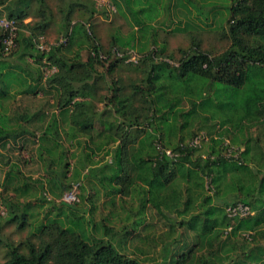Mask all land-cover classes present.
Returning <instances> with one entry per match:
<instances>
[{"label":"trees","instance_id":"1","mask_svg":"<svg viewBox=\"0 0 264 264\" xmlns=\"http://www.w3.org/2000/svg\"><path fill=\"white\" fill-rule=\"evenodd\" d=\"M57 1L63 5L62 40L45 52L39 49L40 38L54 20L48 0H0V17L18 25L16 47L7 53L0 32V146L36 137L28 128L37 119L35 131H42L40 145L48 155L45 159L40 153V159L50 175L51 193L61 199L72 188L65 182L69 163L60 142L61 127H68L65 135L72 144L87 138L84 161L89 176L95 179L99 171H108V177L97 181H108L115 215L122 210L119 199L136 204L126 217L134 220L124 227L137 229L147 221L134 240L148 249L136 248L135 255L142 258L128 255L129 239L108 225L115 215L95 222L91 202L87 218L76 201L62 200L54 208L57 213L50 211L44 223L40 220L26 242L3 244L0 264H264V248L248 251L241 245L239 253L235 243L229 244L243 234L246 242L264 238V0H113L119 12L125 5L137 31L145 36L151 31L150 38L133 34L129 42L114 36L107 51L92 26L93 0ZM80 9L90 13L88 23H74ZM179 9L186 13L185 27L167 31L182 24ZM161 10L175 19L158 21ZM196 20L208 28L216 26L228 43L222 53L203 51L195 37L188 49L178 50V57L169 52L166 39L158 46L160 32H189ZM112 49L122 57L112 59ZM131 51H138L137 62H130ZM7 55L17 63L7 62ZM44 67L55 71L45 77ZM123 67L130 75L114 78ZM41 91L55 92L58 115L7 113V104L17 95ZM15 122L26 126L17 129ZM198 138L200 144L195 145ZM98 154L103 155L100 166ZM107 156L110 162L104 161ZM17 170L8 173L6 191L21 174ZM13 192L19 199L32 195L27 183L13 187ZM82 199L90 201L85 195ZM4 204L7 224L16 223L20 230L30 225L31 203H14L9 197ZM238 205L251 214L230 217L228 210ZM101 225L108 239L98 237ZM149 252L155 256L148 258Z\"/></svg>","mask_w":264,"mask_h":264},{"label":"rangeland","instance_id":"2","mask_svg":"<svg viewBox=\"0 0 264 264\" xmlns=\"http://www.w3.org/2000/svg\"><path fill=\"white\" fill-rule=\"evenodd\" d=\"M93 2L95 3L96 13L94 14L92 20V26L94 27L95 35L99 39L101 45L104 47L105 51H107L110 48V43L114 36L123 42H129L128 40L131 41V37L133 34H135L137 38H141L142 36H145L144 32L142 33L141 31L136 30L137 28L135 27L137 24L133 20L132 16L125 9V5H124V12H119L114 6L113 0H93ZM48 4L51 10L53 11L54 20L47 33L44 35V37L40 38L39 49L45 52H47L51 46L56 45L60 40H62V34L60 33L61 30L60 21L62 15L59 11L60 9L59 7L62 8L63 5L59 6L60 4L57 0H48ZM1 11H3V8H1ZM3 14L6 15L5 12ZM185 15H186L185 11L179 9L178 17L182 21V24L177 25L175 23L172 25L170 29H166V30L172 31V29H175L176 27H181L183 29L187 21ZM89 17H90L89 12L82 11V9H80L79 11L74 13V23L77 22L88 23V21L90 20ZM193 17H195V15H193ZM139 18L145 19V17L142 15H139ZM170 18L172 20L175 19V17L172 16V13L171 15H168L166 11L161 10V15L158 21H164L166 19L168 20ZM30 21L31 19H28L26 23H29ZM153 25H155V23ZM150 31L151 30H149V33ZM188 31L189 32H183V31L173 32L168 36L166 33L160 32L157 39L158 46H162L160 43H164V39H166L169 46V52L172 53L175 51L177 55L176 57L179 56L178 53L179 49L186 50L191 46L193 37H195L196 40L201 41L200 48L203 51H207L213 54H220L228 47V43L222 39L221 35L219 34V31H216V26L212 25L211 27L208 28L205 27V25L202 24L200 21L196 20L194 27L189 29ZM149 33L147 36H145L146 38H150ZM145 37L144 40L146 39ZM144 40H135V42L133 43H145ZM117 42L119 43V41ZM136 52L138 53V51H131L130 62H137L138 54ZM105 53H102V55L105 58H108L107 54ZM10 56L11 55H7L5 57L6 61L11 62L13 65H15L17 63V60ZM83 56L85 59H87L86 53H83ZM111 57L112 59H116L117 57H122V56L121 53H116L115 50L112 49ZM108 60L109 59H106L104 60V62H107ZM28 62L33 63L34 60L30 58ZM123 69L124 70L118 71L117 73L115 72L113 77L118 78L120 76H124V77L129 76L130 73L128 70H126V67H123ZM54 71L55 70H52L49 67L43 68L45 77L51 75ZM45 85H43V88H45V90H48L49 88H47V86ZM18 90L19 88H17L15 91ZM13 93L15 92L13 91ZM7 106L9 108V111L7 110V113H9L10 116H15L18 113H24L27 111H29L28 112L29 115L32 114L35 115L36 113L42 111L48 112L49 115H51L52 113L58 115L60 111L56 107V96L54 91L51 93V95H45L43 91H41L38 95L35 96L17 95L14 99L10 100ZM29 108H31L30 109L31 111L28 110ZM99 108L101 109V105L99 106ZM16 124L17 122L14 123L13 127H16L17 129L19 125L26 126L24 123H19L18 125ZM39 126L40 124L36 119L34 125L28 128L30 131H33L36 137H29L28 141H24V139H21V141L19 140L17 143H14L13 140H10L5 148L0 146V225H2L3 227L2 230L0 231V240L3 242L2 244H0V263L4 261L5 251L2 248L3 244L5 242H14V244L26 242L27 239L32 236V233L34 234L35 229L38 226L37 224L40 220L44 223L45 222L44 219L50 211L52 214L57 213V211L54 210V208L56 206L59 207L61 206V202L66 194L74 193V195L71 194L69 196L71 198L75 197L77 203H75L74 205L79 210H81V213L83 215H86L87 218H91V216L88 215V208L91 206L90 202L92 203L93 206L95 205L96 209L93 217L95 222H100L102 221V219H105L107 217L112 218V215H115V211L112 209V207L109 204L111 200V196L107 195L108 190L110 189L108 187V181L105 179L102 182V184L97 181L98 178L102 179L103 177H108L107 176L109 175L108 171H104V172L99 171L97 178L95 179H92L89 176L88 174L89 170L87 169L86 163L84 161V157H85L84 147L86 146V144H84V141L87 142L88 140L87 138L84 137L81 139L82 144H77V142H74L72 144L65 135V130L68 128L67 126L61 127L60 142L63 145L69 163V169L67 170V178L65 182L71 185L72 188L70 191H66L65 195L61 199H58L51 193L50 184H49L50 175H48V173L46 172L47 170L44 161L40 159V153L44 154L43 157L45 159H48V155L45 152V149H43L40 145L41 143L39 137L41 136L42 131H38V130L35 131V127L38 128ZM102 157H103L102 154H98L97 158L95 159V161H97L96 164L98 166L101 165V163L99 164L98 160L100 161ZM104 161L110 162V157L109 156L105 157ZM14 170L19 171L21 174L17 175L13 185L7 186L9 187V189L8 191H6L7 175L8 173L15 175ZM26 183L30 185L31 188L30 193H32V195L27 198H20V199L15 198L13 187H19V186L24 187ZM81 184L84 186L81 187ZM83 195H85L87 198L90 197V201L84 203V200L82 199ZM43 196H45L47 200L50 202L48 201L43 202L42 201ZM9 197L10 199H14V203L23 205V203L29 202L32 205L29 211L30 213L34 214V217L32 219L30 218L29 220L30 225L27 226L24 230H20L16 223H10V224L6 223L5 218H7L6 217L7 215H6V206L4 204V201ZM67 200H69L68 197ZM119 200H121V202ZM119 200L118 203L121 204L122 210L120 208V210H118L120 212L119 215H115V217L112 218L116 222L113 221L111 223H108V225L114 226L116 229H120L119 231L124 232L121 234L122 238L129 239V242L125 245L127 249V253L130 256H134L136 253V248L138 247L147 248V245H145L144 247L143 245L139 244L137 241L138 238L136 237V235L138 236V234L140 233L142 226L147 221L145 223L143 222L138 223L137 229L134 227H131L130 229L128 227L125 228L124 226L130 225L134 220L133 217H130V219L128 220L126 219V217L128 216V212L131 209L133 210L136 209V204H133L131 200H124V199H119ZM116 216H118L117 219ZM52 217H54V215H52ZM100 230L101 233L99 234L100 236L98 237L101 238L106 237L102 225ZM179 230L181 234L182 232H185L182 229ZM228 231L230 230H227V232ZM128 232H131V234L127 235ZM162 233H165V229L164 232ZM142 234L141 236H143ZM244 238H247V234H243L242 237L241 236L236 237V239L235 238L231 239L229 244L232 245L231 242L235 243V247L237 248L236 251H238L239 253L243 252L241 245L248 246L249 250L246 249L248 251L254 249V247L257 246L264 248V238L258 237L256 243H253V241L251 242V238L249 239L248 242H246ZM106 239H108V237H106ZM113 244L118 248V246L115 244L114 241ZM153 256L155 255L149 252L148 258H152ZM142 257L144 256L141 255L138 256V258H142ZM156 257L158 261L161 260L158 253Z\"/></svg>","mask_w":264,"mask_h":264},{"label":"built area","instance_id":"3","mask_svg":"<svg viewBox=\"0 0 264 264\" xmlns=\"http://www.w3.org/2000/svg\"><path fill=\"white\" fill-rule=\"evenodd\" d=\"M17 31H18V25L16 21L13 19H8L6 16L0 17V32L1 35L3 36L2 38V43L4 45V52L7 53L10 50L14 49L16 47V42H15V37L17 36ZM65 42V41H62ZM100 57L104 60L105 58L103 55H100ZM195 145L200 144V139H196L194 142ZM168 155H171V151H167ZM74 195V193L66 194L64 196V201L68 203H74L76 201L75 197L71 198L69 195ZM67 197L69 200H67ZM229 216L230 217H246L249 214H251V211L248 207H245L243 205H238L234 207L233 209H229Z\"/></svg>","mask_w":264,"mask_h":264}]
</instances>
